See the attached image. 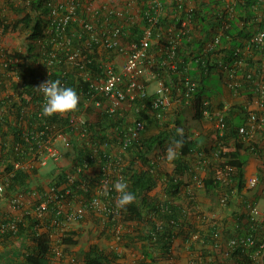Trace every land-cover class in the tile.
Here are the masks:
<instances>
[{
    "label": "trees",
    "instance_id": "trees-1",
    "mask_svg": "<svg viewBox=\"0 0 264 264\" xmlns=\"http://www.w3.org/2000/svg\"><path fill=\"white\" fill-rule=\"evenodd\" d=\"M87 1L75 0L79 5L78 18L70 20L62 31L56 28L58 18L52 16L54 0H0V34L20 32L26 41L25 49L8 50L0 45V179H8L5 192L0 194V201L8 207L7 212L0 209V243L10 247L19 242L16 249L10 247L4 264H62L68 254L80 264H117L120 253L95 242L100 237L116 238L123 248L137 250L139 255L133 264H174L169 261L180 238L190 244V250L198 245L204 247L193 264L218 263L219 253L225 250L227 259L237 264H256L257 256L264 251V220L252 214L255 203L245 199L244 208L222 224L204 215L208 222L203 228L192 220L191 209L198 206L199 195L209 198V211L231 207L247 186L244 152L261 151L257 143L240 132L252 112L243 105L222 111V120L211 141L200 144L194 131L207 119L205 111H215L212 96L218 90L213 84L214 75L218 74L217 80L228 85L231 75L243 74L242 85L247 90H254L253 95L262 90L256 81L263 78L264 47L252 43V36H247L252 53L245 54L246 45L241 40L245 28L239 26L242 21L257 17L253 13L261 0H236L234 11L229 14L184 10L172 24L168 18H159L149 56L159 42L166 54L156 64L149 58V63L156 73L170 77L171 82H165L166 93L179 104V111L175 110L171 117L167 116V107L153 106L155 95L136 98L129 112L123 108L109 111V96L97 92L91 80L105 77V62L112 61L120 50L115 47L106 49L105 55L101 53L99 44L84 26L89 19L83 10ZM139 2L143 4L139 22L122 31V42L127 40L130 45L140 42L154 13L147 0ZM188 17L192 23L184 32L182 22ZM199 23L202 27L198 30ZM170 27L175 30L173 40L165 36ZM218 35L219 43L211 45ZM69 39L70 44L65 46ZM76 51L80 54L70 59ZM170 51L174 58H170ZM256 53L262 58L256 59ZM82 71L90 79H85ZM123 78L121 86L125 87L127 77ZM48 79H59L63 86L77 92V110L41 116L44 98L34 88ZM188 81L194 83L190 90ZM187 89L190 96L185 95ZM250 97L253 101L251 94ZM96 101L102 106H97ZM188 107L193 110L191 120L183 112ZM159 112L163 117H158ZM78 114L86 117V123L74 127L71 118ZM137 119L146 121L145 128L125 145L129 127ZM178 128L183 129L182 137L177 134ZM58 133L68 138L69 149L64 153L68 163L41 173L36 151L41 142ZM173 140H182V146L170 161L172 171H163L160 159ZM153 152H157V159L152 158ZM196 154L201 159L197 164L204 170L201 191L186 180L188 176L198 177L191 158ZM260 170L264 183V166ZM118 179L126 182L128 191L136 197L123 209L115 206L118 194L113 184ZM160 181L165 184L163 194H152ZM105 186L109 189L107 195ZM20 196L22 200L15 207L12 201ZM95 198H100V206L92 204ZM77 205L85 212L75 221L83 224L87 214H91L100 231L71 224L69 212ZM39 208L41 216L35 213ZM9 222H15L16 229H3ZM246 236L256 242L230 244L232 239ZM76 247L82 249L75 252ZM211 255L214 259H210Z\"/></svg>",
    "mask_w": 264,
    "mask_h": 264
},
{
    "label": "crops",
    "instance_id": "crops-1",
    "mask_svg": "<svg viewBox=\"0 0 264 264\" xmlns=\"http://www.w3.org/2000/svg\"><path fill=\"white\" fill-rule=\"evenodd\" d=\"M63 1L68 2L70 0H63ZM161 2L163 5V8L161 10V17L168 18V22L171 24L175 21V19L176 20L179 19L180 14L184 10H186L187 12L192 10L193 11L197 10L200 13H205V14L207 13L210 14L211 13L210 11L213 10L219 12L220 15H223L225 13L228 14L232 13L234 11L233 8L236 4V0H161ZM261 2H262L260 3L261 7L256 6L257 7L256 12L253 13L257 15V17H251L246 23H244V21L239 23L240 24L239 26L241 28H245V33L244 36L241 38V40L246 45L244 48V53L247 55L252 53V51L249 50V38L247 36L254 35L263 24L264 0H261ZM94 6L100 12L102 18L108 19L112 24L116 22L122 25L124 29L129 28V26H131L136 22H139L143 11V7H142L143 4H141L139 0H95ZM112 17L115 20H113ZM197 27L199 30L202 27V24L200 23L197 24ZM174 33L175 30L172 27H170L169 31L167 33L165 32V36L168 38H172L174 36ZM156 42H158V40H156ZM124 43L126 44V46L130 45V43L127 40H125ZM158 44H159L158 47L152 48V50L150 51L149 58L154 64L160 61L166 54L164 50V45H161L160 42ZM99 50L101 51L102 54L104 55L106 54L105 48L100 47ZM255 58L261 59L262 58L261 54L256 53ZM112 61L114 62L115 67L117 69H122L123 63L125 61V56H123L122 54H118L114 57V59H112ZM167 63L170 64L169 61H167ZM152 67L153 64L149 63L148 72L144 75L143 79L147 84L149 94L155 95L156 92L162 86H165V82H171V80L167 73H165L164 76H162L156 73ZM242 77L243 74H238L237 76V80L241 85L239 87V92H235V90L231 89L227 84L223 82V89L217 91L212 96V105L214 107V110L224 111L234 105H243L245 108H248L249 110H254L258 114H260V116L264 117V103L261 105V104H257L254 101L255 99V95H253L254 90L253 91L247 90L246 87L242 85V81H245L244 79H242ZM262 77L263 78L261 79L259 78L258 81H256V84L258 85V88L264 90L263 89L264 73ZM218 78H219L218 74L213 76V79H218ZM250 94L253 96L252 98H254L253 101L252 99H250L251 98ZM222 106L223 108H221ZM118 108L121 109L123 108L125 111L128 110V112L131 111L130 106L125 102H122V104ZM175 110L179 111V104H177V100L176 101L171 100L170 104L167 107V116L171 117ZM214 126H216V120L207 118L201 124V128L199 129L194 128V131H196V138L199 141H201L200 144H204L205 142L212 140ZM202 128L204 129L201 130ZM251 140L258 144L261 151L248 150L244 152V156L247 159V163L245 166V170H246L245 174H246L247 182L253 176L259 175L261 177L262 174L260 168L264 166V128L263 129L259 128V130L255 132ZM55 147L59 152V156L56 158H48L47 163L41 165V173L50 172L57 166V164L68 163V161H66L67 159L64 158V153L69 149L68 138L64 135L63 137H58L55 140ZM194 156L198 157L197 154ZM196 163L199 162H195L194 170L203 169L202 166H197L198 164L196 165ZM202 171H201L202 174H204V170ZM44 184L47 185V181L44 180ZM45 187L47 188V186ZM196 189L201 191V188H196ZM200 199L203 201L202 205L208 207L210 206V200L208 197L200 195ZM245 199L248 202L255 203L259 208L264 209V183L262 182V179H260L258 185L253 188L247 185L244 191L235 198L233 205L231 207L226 208L225 210L217 209L216 211H210L209 212L210 217L218 220L219 221L218 223L221 222V224L224 219L228 218L230 220L233 216V213L242 210L244 208ZM201 200L200 202L197 200L199 207L201 205ZM25 201L28 203V200ZM5 204L6 203L3 204L2 201H0V209L4 212H7L8 207ZM197 226L204 227V225L200 224L199 222H197ZM182 241L183 244L178 245L177 247L174 244L173 257L172 260L169 261V263L193 264L194 263L193 259L199 257L201 253L204 251L203 250L204 247L201 245L196 246L194 250H190V244L184 242L183 239ZM9 246L16 249L19 246V242L15 241ZM10 247H7L2 243H0V264H4V262L6 261L7 253L10 250ZM209 249L212 250L213 248L210 247ZM227 257H228V252L226 250L225 252L219 253L220 262L218 263L237 264L235 261L229 258L227 259ZM257 258H258V262L256 264H264V251L260 255H258ZM210 259H214V256L211 255ZM218 263L212 262V264H218ZM201 264H205V263H201Z\"/></svg>",
    "mask_w": 264,
    "mask_h": 264
},
{
    "label": "built area",
    "instance_id": "built-area-1",
    "mask_svg": "<svg viewBox=\"0 0 264 264\" xmlns=\"http://www.w3.org/2000/svg\"><path fill=\"white\" fill-rule=\"evenodd\" d=\"M94 1H87L85 4V8L83 6V10H86L88 13L89 19L85 21V29L91 34V38L95 40L100 47L105 49H111L118 47L120 50V54L125 56V61L123 63L122 69H117L113 61H106L104 64L105 67V77L99 80H91V86L97 91L104 93L109 96L111 100L109 111H115L122 102L127 103L129 106L132 105V101L136 98H146L150 96L147 88V84L144 81V75L148 72L149 68V46L152 39V34L155 25L157 24L159 18L161 17V10L163 8L161 0H147L149 7L153 10V14L150 15L148 19V26L145 27L144 36L140 40L139 43H133L131 45L126 46L124 42H122V25H110V21L106 18H102L100 12L95 8ZM78 3L75 0H70L65 2L63 0H54L53 2V11L52 16L57 19V29L65 30L66 25L70 20H75L78 18ZM234 10V9H233ZM103 19V20H102ZM192 23V19L189 17L184 19L182 22L183 30L188 28ZM185 32V30H184ZM172 38L171 40H173ZM220 41V35L216 36L211 45H216ZM250 41L260 47H264V20L262 26L259 30L252 35ZM71 40H67L65 46L69 45ZM70 47V46H69ZM71 49V48H70ZM69 49V50H70ZM80 54L79 51L74 52L69 56L70 59H74L75 56ZM174 53L170 51V58H174ZM170 64L175 67L174 63L170 61ZM264 69V63H263ZM82 75L85 79H90V76L87 72L82 71ZM127 77V84L125 87L121 86V82L124 80L123 77ZM231 78L228 81V86L235 90V92H239V82L237 80V75H231ZM47 81V80H46ZM187 87L192 89L194 87L193 82L187 83ZM264 89V87H263ZM186 96H190L189 91L185 94ZM254 101L257 104L264 103V90H260L258 95H255ZM97 106H102L100 101L95 102ZM153 106L155 108L158 107H166L170 104L169 96H167L165 92L164 86H162L157 92L156 97L153 100ZM146 105V104H145ZM144 107V106H142ZM250 117L248 119L247 124L243 125L240 128V132L244 134L248 140L251 139L255 132L264 126V117L260 116L256 111L251 110ZM137 112H139V108H137ZM206 116H216L218 119V126L222 120L223 114L220 111H205ZM158 117H163L162 112L158 113ZM86 117L84 115H74L71 118V124L74 127L83 126L86 123ZM146 121L142 119H137L132 126L129 127L128 137L124 140L125 145L130 141L131 138H135L139 136L145 128ZM58 137H63L62 133H58L57 135L51 137L45 142L40 143V150L36 151V155L39 158L40 164L44 165L47 163L48 158H56L59 156V152L55 147V140ZM227 180V178H225ZM261 177L259 175L253 176L247 182V185L250 187H255L258 185ZM8 184V179L3 177L0 179V193L5 192V189ZM57 197V195H56ZM227 199L226 196L223 197V201ZM22 200V197L14 198L13 204L17 207ZM100 198H95L92 204L96 206L101 205ZM77 207V206H76ZM85 210L82 206H78V208H73V212H69V221H75L77 217L82 216ZM252 214L255 215L259 219L264 220V209L259 208L258 206H253L251 210ZM38 215H42V209H37L36 212ZM16 229L15 222H9L3 225V229L6 228ZM240 241L244 243H248L250 245L256 242L252 236H246L242 239H232L230 244L232 246L237 245Z\"/></svg>",
    "mask_w": 264,
    "mask_h": 264
},
{
    "label": "rangeland",
    "instance_id": "rangeland-1",
    "mask_svg": "<svg viewBox=\"0 0 264 264\" xmlns=\"http://www.w3.org/2000/svg\"><path fill=\"white\" fill-rule=\"evenodd\" d=\"M7 13L10 14L11 17H14V14L12 12H7ZM0 45L4 48H7L8 50L25 49V45H26L25 36L23 33L16 32V31H12V32H9L6 34H0ZM213 84L215 85V87L218 91L223 89V82L216 79V84L214 82H213ZM183 112H186L187 116L191 120V116L193 115L192 114L193 113L192 108L191 107L183 108ZM216 126L218 127V120H216ZM216 126H214V130H215V128H217ZM203 129L204 128H202L201 130H203ZM151 156H152V158L157 159V152H153L151 154ZM191 158H192L193 164H195V162L201 161V159H198L199 157H197V156H192ZM160 165H161V169L163 171L171 172L173 169V165L171 164V162L169 160L166 159V155L162 156V159H160ZM196 165H197V163H196ZM202 170L203 169H197V172H198L197 176L198 177H195V175H193V176H188L186 178L187 182H189V184H191L192 187L200 188V186H201L200 178H201V176H204V174H202V172H203ZM164 188H165L164 181H160V185L158 186L157 190H154L152 192V194L162 195ZM197 200L200 202V200H201L200 195L196 198V201ZM202 204H203V201L201 200L200 207L199 206L192 207V209H191V211L193 212L192 220H195V222H199L200 224H205L208 221H207V219H204L203 216L204 215L210 216V214H209L210 211H209L208 206H205ZM78 206H80V205H77V207H74V208H78ZM95 221L96 220H95L94 216H92L91 214H87V218L85 219L83 224H79L77 221H73L71 224L74 226H84V228H86V229H98V231H100L101 227H97V222H95ZM95 242H99V244L102 247H104L108 250H112V249L117 250L121 255V258L118 260L117 264H133L135 259L139 255L137 250L123 248L121 245H119V241L116 238H110L109 239L107 237H100L98 239H95ZM181 244H183V241H182V239H179L175 243V246L177 247L178 245H181ZM84 248L85 247H83V249ZM80 249H82V248L76 247L73 250H75V252H76V251H79ZM62 264H80V263L76 262L74 260V257H72L71 254H68V255H66L65 260L63 261Z\"/></svg>",
    "mask_w": 264,
    "mask_h": 264
},
{
    "label": "clouds",
    "instance_id": "clouds-1",
    "mask_svg": "<svg viewBox=\"0 0 264 264\" xmlns=\"http://www.w3.org/2000/svg\"><path fill=\"white\" fill-rule=\"evenodd\" d=\"M34 89L37 90L39 93H41L44 98V103L41 109L42 117H51L56 114L64 115L68 112L77 110L79 104V96L77 92L71 87L63 86L59 79L56 80L48 79L47 81L41 83L39 86L35 87ZM167 96L169 95L167 94ZM169 99L171 102L170 96ZM215 111H220V110H215ZM206 117L208 119H213L215 117L216 118L215 120H218L216 116H211V117L206 116ZM176 131L179 136L181 137L183 136L182 128H178ZM180 146H182V140H173L166 150V159L169 161L175 159L178 155L177 149ZM113 188L115 192L118 194L115 200V206L117 209H123L127 205L135 201L136 199L135 195L130 191H128V185L122 179H118L113 184ZM103 191L105 195H107L109 191L107 186L104 187Z\"/></svg>",
    "mask_w": 264,
    "mask_h": 264
}]
</instances>
